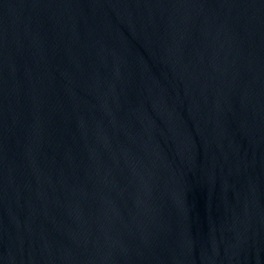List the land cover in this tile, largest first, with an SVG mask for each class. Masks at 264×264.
I'll use <instances>...</instances> for the list:
<instances>
[{
	"label": "water",
	"instance_id": "water-1",
	"mask_svg": "<svg viewBox=\"0 0 264 264\" xmlns=\"http://www.w3.org/2000/svg\"><path fill=\"white\" fill-rule=\"evenodd\" d=\"M0 264H264V0H0Z\"/></svg>",
	"mask_w": 264,
	"mask_h": 264
}]
</instances>
